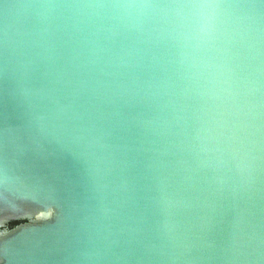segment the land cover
<instances>
[{"label": "water", "instance_id": "obj_1", "mask_svg": "<svg viewBox=\"0 0 264 264\" xmlns=\"http://www.w3.org/2000/svg\"><path fill=\"white\" fill-rule=\"evenodd\" d=\"M5 138L0 264H259L264 12L0 0Z\"/></svg>", "mask_w": 264, "mask_h": 264}, {"label": "snow or ice", "instance_id": "obj_2", "mask_svg": "<svg viewBox=\"0 0 264 264\" xmlns=\"http://www.w3.org/2000/svg\"><path fill=\"white\" fill-rule=\"evenodd\" d=\"M251 6H259L264 12V0H249ZM4 133L6 136L7 129H4ZM56 135L55 130L52 128L51 125H44L41 129V137L40 139L47 138L48 136ZM84 138H76L73 136L72 131L70 129H65L64 133L61 136V142L66 143L67 145H71L74 152L79 151L82 146ZM91 147H96V145H99L101 148L106 147L105 144L101 142V140H95L90 142ZM8 148L7 140L6 138L3 140V142H0V153L6 152ZM89 159L84 161V171L91 174L92 171V165L94 162L98 159H100V154L97 151H89L88 152ZM259 264H264V251L261 252L260 258H259Z\"/></svg>", "mask_w": 264, "mask_h": 264}]
</instances>
